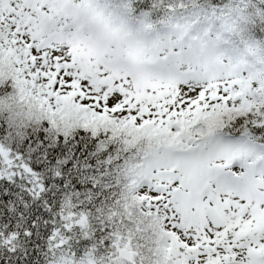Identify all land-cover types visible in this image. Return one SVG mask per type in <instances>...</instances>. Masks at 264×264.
<instances>
[{"label": "snow or ice", "instance_id": "6c2138e0", "mask_svg": "<svg viewBox=\"0 0 264 264\" xmlns=\"http://www.w3.org/2000/svg\"><path fill=\"white\" fill-rule=\"evenodd\" d=\"M0 264H264V0H0Z\"/></svg>", "mask_w": 264, "mask_h": 264}]
</instances>
